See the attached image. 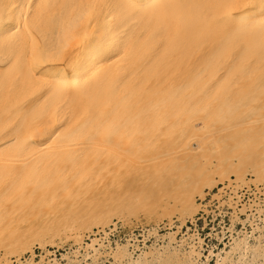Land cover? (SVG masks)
Segmentation results:
<instances>
[{
	"label": "snow or ice",
	"instance_id": "1",
	"mask_svg": "<svg viewBox=\"0 0 264 264\" xmlns=\"http://www.w3.org/2000/svg\"><path fill=\"white\" fill-rule=\"evenodd\" d=\"M229 3L232 5V12L217 21L216 26L221 33L244 37L255 30L260 34H264V0H229ZM103 7L108 9L109 13L102 12L97 17L95 31L91 38L85 41L73 56L72 62L80 78L87 76L96 64L107 58L114 47L122 42V37L118 32L117 18L113 16L112 21L109 22V15L112 9L120 10L123 15L128 8L126 0H105ZM222 199L227 200V194H222ZM239 211L238 208L237 212L239 213ZM243 211L260 224L259 231L264 233V173H261L257 179L254 202L248 203ZM257 212H259V215H257ZM232 219L237 221L238 216H234ZM247 231L255 232L256 229L251 227ZM84 243H87V241H81L75 259L70 255L62 264H92V258L84 251ZM246 251L253 257L258 255L261 260H264V236L261 237L259 244L247 248ZM159 264H163V261ZM200 264H204L203 259H201ZM236 264H255V261H249L248 257L241 255Z\"/></svg>",
	"mask_w": 264,
	"mask_h": 264
}]
</instances>
